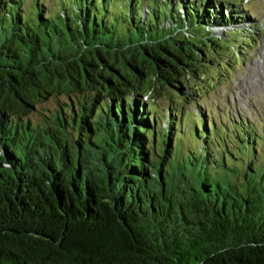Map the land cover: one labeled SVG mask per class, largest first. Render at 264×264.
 <instances>
[{
	"label": "trees",
	"instance_id": "trees-1",
	"mask_svg": "<svg viewBox=\"0 0 264 264\" xmlns=\"http://www.w3.org/2000/svg\"><path fill=\"white\" fill-rule=\"evenodd\" d=\"M56 5L0 0V264H264L262 135L190 81L243 61L246 4Z\"/></svg>",
	"mask_w": 264,
	"mask_h": 264
},
{
	"label": "rangeland",
	"instance_id": "rangeland-1",
	"mask_svg": "<svg viewBox=\"0 0 264 264\" xmlns=\"http://www.w3.org/2000/svg\"><path fill=\"white\" fill-rule=\"evenodd\" d=\"M42 1L51 12L58 11L56 0ZM115 1L117 6H120L126 0ZM147 1L150 0H143L144 4ZM230 1L246 4L245 12L250 17V22L246 26H252L255 41L251 46H245L246 50H243L241 54L243 61L235 63L234 66L227 65L226 68L220 66L203 68L196 77H191L190 81L197 88L196 98H199L200 102H204L199 105L200 108L208 114L212 109L215 123L219 124L221 120H223V124L231 123L233 119L238 120L239 117H242L257 126L262 135L259 159H264V0ZM32 3L34 0H24L25 8H30ZM230 32H232L231 28H227V33ZM218 34L223 36V29H218ZM156 88L162 92L161 95H156L158 112L163 113L167 109H175L177 105L175 106L176 103L173 100L177 97L176 93L171 90L167 91V88L161 87L158 83ZM83 93L85 92L82 91V94L78 93L76 96L81 97ZM70 97L75 99V94H71ZM149 99L151 98L144 97L145 101H150ZM60 102H69L68 96L62 92L56 97L50 95L42 103L37 104L36 110L28 117L32 121H37L43 118V113L51 115L58 108ZM181 102L186 106L187 103L183 100ZM205 103L207 104L206 108L204 107ZM186 108L190 112L198 109L195 104L186 106ZM162 123L165 124V121L162 120Z\"/></svg>",
	"mask_w": 264,
	"mask_h": 264
}]
</instances>
